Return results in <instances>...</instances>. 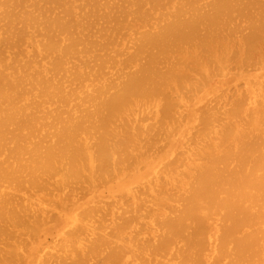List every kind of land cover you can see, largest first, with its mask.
I'll return each mask as SVG.
<instances>
[{"label": "bare ground", "instance_id": "bare-ground-1", "mask_svg": "<svg viewBox=\"0 0 264 264\" xmlns=\"http://www.w3.org/2000/svg\"><path fill=\"white\" fill-rule=\"evenodd\" d=\"M0 264H264V0H0Z\"/></svg>", "mask_w": 264, "mask_h": 264}]
</instances>
